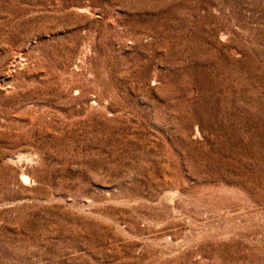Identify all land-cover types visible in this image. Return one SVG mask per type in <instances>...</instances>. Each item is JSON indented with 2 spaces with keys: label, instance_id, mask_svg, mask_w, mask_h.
I'll list each match as a JSON object with an SVG mask.
<instances>
[{
  "label": "rangeland",
  "instance_id": "obj_1",
  "mask_svg": "<svg viewBox=\"0 0 264 264\" xmlns=\"http://www.w3.org/2000/svg\"><path fill=\"white\" fill-rule=\"evenodd\" d=\"M0 264H264V0H0Z\"/></svg>",
  "mask_w": 264,
  "mask_h": 264
}]
</instances>
